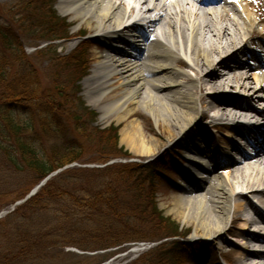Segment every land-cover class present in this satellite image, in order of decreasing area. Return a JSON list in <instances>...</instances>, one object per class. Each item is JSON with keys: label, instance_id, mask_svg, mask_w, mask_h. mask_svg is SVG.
I'll list each match as a JSON object with an SVG mask.
<instances>
[{"label": "bare ground", "instance_id": "obj_1", "mask_svg": "<svg viewBox=\"0 0 264 264\" xmlns=\"http://www.w3.org/2000/svg\"><path fill=\"white\" fill-rule=\"evenodd\" d=\"M159 1L128 0L135 6L129 12L137 11L136 23L114 0H57L61 12L107 41L105 47H95V67L85 82L88 93L95 95L90 105L101 119L125 121L120 142L135 155L153 157L160 147L183 140L190 157L202 164L193 160L190 171L202 168L207 175L192 179L186 171L188 181L173 197L169 213L191 223L193 237L209 241L223 240L231 222L241 220L237 237L244 242L238 243L235 262L264 264V252L245 248L247 239L264 241L249 233V226L256 225V233L264 234V211L234 190L235 185L248 189L264 208V165L257 164L264 156V96L256 93H264V44L257 52L251 51V42L242 45L246 36L262 33L264 26L249 0H235V15L224 11L226 0H191L195 18L188 20L168 12L166 5L159 8ZM155 30L151 38L148 33ZM245 57L246 64L241 62ZM251 60L256 65L249 64ZM185 67L194 71L195 79ZM250 70L255 72V89L245 75ZM261 99L263 105L257 110L251 102ZM142 112L154 118L159 135L148 136ZM203 119L213 128H226L227 134L217 143L201 125ZM191 136L199 141L197 145L191 144ZM239 139L253 150L250 159L239 158L246 157L236 142ZM261 169L262 176L254 179ZM252 248L263 250L264 244Z\"/></svg>", "mask_w": 264, "mask_h": 264}, {"label": "trees", "instance_id": "obj_2", "mask_svg": "<svg viewBox=\"0 0 264 264\" xmlns=\"http://www.w3.org/2000/svg\"><path fill=\"white\" fill-rule=\"evenodd\" d=\"M61 38L63 37L48 36L46 40ZM1 44V165L13 172L26 174V178L36 180L37 185L56 170L80 160L83 149L77 138H85L88 128L82 117L74 115L77 119L74 133L77 136L73 134L72 140L67 135L64 121L59 122V106L55 104L54 98L49 96V103L43 100L38 72L29 62L25 63L27 56L25 57L24 48L11 30L0 28ZM85 50L86 45L78 56L79 60L72 61L70 65L75 68L77 74L79 73L71 79L72 83L79 75L86 73ZM42 54L38 52V55ZM58 88L61 93L64 92L62 86ZM91 114L94 116L93 112ZM91 131L98 137L100 145L105 143L104 140L108 143L111 153L107 157L108 160L119 156L121 151L122 157L129 156L118 147L117 126L94 128ZM51 138L55 139L52 155L46 146ZM156 168H159V165L155 163L144 166L118 163L105 168L76 167L64 170L48 181L36 196L0 220V264H43L40 263L41 259L31 256V253L41 247L48 237L59 235L56 232L71 233L72 236L76 232L78 240L85 243H71L74 240L72 237L71 242L61 247L72 244L88 252L108 250L130 242L182 238L184 234L180 224L171 217H165L154 201L155 186L151 179L154 178ZM146 184L152 187V191L146 190ZM29 189L23 191L16 201L24 198ZM128 193L132 194V204L124 197ZM81 208L89 211V216L91 220H95V224L78 225L76 228L74 225H64L56 230L57 226L52 222L49 225L37 222L49 214L51 220H57L56 215H51L53 210L58 212L60 219L67 221L73 216L71 211L75 213ZM89 216L86 215L84 220H88ZM47 219L49 220L48 216L45 220ZM148 219L154 224L150 231L143 226ZM128 222L133 225H128ZM174 239L165 244L169 247L165 257L163 253L154 254L153 264H162L165 259L170 264H183L187 262L188 256L200 253L203 247L201 243L186 244ZM86 258L93 259L90 256ZM82 263L83 261L75 264ZM136 264H143L142 260Z\"/></svg>", "mask_w": 264, "mask_h": 264}, {"label": "rangeland", "instance_id": "obj_3", "mask_svg": "<svg viewBox=\"0 0 264 264\" xmlns=\"http://www.w3.org/2000/svg\"><path fill=\"white\" fill-rule=\"evenodd\" d=\"M163 3L164 1L160 2L157 6L161 8L162 5H165ZM252 3L251 8L258 11L261 21L260 24L261 26H264V6L256 4L254 0ZM120 6L124 11L123 6ZM166 10L168 12L175 11L173 6H166ZM224 11L235 15L232 11V7L228 6ZM52 15L55 17L52 18ZM130 15L133 14L130 13ZM134 17H138V15L134 14ZM183 18L185 19L187 17ZM192 18L195 17L191 15V19ZM0 28L11 30L18 42L23 46L24 52L26 53L25 57L27 56L25 63L27 64L29 62L36 72H38L43 100L48 102L49 96L54 98L55 104H58L59 106L58 114L61 116L59 117V122L64 121L63 123L67 126V135H69L72 140L74 139L73 134L76 135L74 133V127L77 120L73 116L77 115L82 117V120L85 121L88 128L87 135L85 138L79 136L77 138V142L83 149L81 153L82 156L79 161L70 163V165L77 167L88 166L90 167L89 169H97L93 168V166H104L105 164L110 163L111 159L115 160L117 162L116 164L122 163L133 166H144L155 163L159 165V168H156V171L154 172V178L151 179L154 181L155 186L154 201L157 203L158 208L163 211L165 216L171 217L181 225L184 234L182 238L176 237L175 239H164L161 242L150 243L149 241H143L138 243H124L111 250L103 251V254L90 256V254L82 255L81 253L83 251L74 247L72 244L61 247L65 243L71 242L72 240L70 239L72 237L74 240L71 243L75 241H77L76 243H79L80 241L81 243H85L82 240H78L76 232L73 236L71 233L61 234V232H56L59 235L45 239L44 244L36 250H33L31 256L41 259L40 263L43 264H75L81 261H83L84 264L88 262L91 264H136L140 260H142L143 264H153L155 258L154 254L163 253V256L165 257L167 249H169L165 244L167 241L174 239L180 240L186 244L201 243L203 245L200 253L188 256L187 262H184L183 264H223L221 261L222 258L228 264H237L235 262L237 247L234 245L233 237L238 235V230H240L241 224L243 223L241 220L231 222L223 240L209 241L204 238L193 237L195 227L191 223L184 222L181 218L176 217L174 213H169L173 207V197L179 194L178 191H180L181 185L185 183L184 179L186 178V171L190 170V167L188 166H190L191 162L190 160L185 159L191 155L187 151L190 147L187 148V145L183 140H177L171 143L168 147H160L153 157L147 158L145 156L135 155L126 145L120 142V131L125 124V121L119 123L114 118L101 119L100 113L90 105V101L94 100L93 98L95 95L88 93L89 88L85 87V82L90 77L92 70L95 67V47H105L107 45V41L104 38L98 36L95 32H92V30L80 20L74 19L70 15L61 12V7L58 5L57 0H13L11 2L0 0ZM47 31L49 32L46 33ZM155 32L156 30L153 32L150 31L148 34L155 38ZM48 36H59V38H63L48 41L46 40ZM261 41L264 42V31L262 33H252L251 37L246 36L242 45L244 46L247 45L248 42H251L253 45L250 44V48L252 50L255 48L258 49L257 46L262 43ZM84 45H86V73L79 75L72 83L71 79L79 73L77 74L75 68L70 65L73 63L72 61L79 60L78 56L82 52ZM0 47V49L3 48L2 44ZM38 52H42L43 54L38 55ZM246 58L247 57H245L244 61L241 60V62L246 64ZM16 68L18 70L17 66ZM184 70L187 73L193 72L192 77L194 79L196 78V76H194V71L186 67ZM245 75L250 78V81L253 84H251V86L255 89L254 74L252 71H248V73L246 72ZM58 86L63 87V93L59 91ZM225 92H228L227 88ZM256 93L261 95L259 96L261 98L264 96V93L262 92ZM262 100L263 99L259 102L251 103L254 107L260 108L263 105ZM79 102L82 104H79ZM90 112H93L94 116ZM142 119L149 127V130H147L148 136L155 137L159 135V127L154 118L150 117L145 112H142L141 121ZM201 123V125H204L213 134L212 138L215 139L217 143L222 136L227 134L226 128H216L215 130V128H213L205 119H203ZM225 123L231 124L232 122L227 121ZM109 125H115L118 127V147H121L124 153H128V157H122L121 154L123 152L121 151L118 154L119 156L109 160L107 159V157L111 155L108 143L104 140L105 143L100 145L98 137H96L91 130L94 128L104 129ZM166 139L167 134L165 133L161 136V141L165 142ZM189 139L193 141L191 144L197 145L199 143V141L196 138H192V136L189 137ZM54 140L55 139L51 138V140L47 141L46 145L48 146L51 155ZM243 142L244 141H242L241 144ZM234 157L236 158L235 155ZM262 170L263 169L259 171L254 179L262 176L264 171ZM220 172L221 171H219V173ZM148 179H150V177H148ZM35 186L36 180L33 181L32 179H27L26 174L16 173L3 167L0 160V214L3 212L5 213V215H2L1 219L7 216L6 213L9 212V209L14 205L16 198L23 191L28 188H30V191ZM145 187L147 191H150L152 188L149 184H146ZM176 188L178 189L176 190ZM234 190L236 193H240L243 196L242 198H244L245 202H251L253 203V206L264 210V208L257 203L254 195L248 192V189L235 185ZM131 195V193H128L124 197H126V200L132 204L134 202ZM86 208H81L75 211V213L71 211L73 216L67 221L65 219H60L61 216L58 215V212L53 210L51 215H56V217H58L57 220H51L49 214L47 215L49 220H45L47 216L44 215L43 218L38 219L37 222L40 224L43 222L42 225H49L52 222L53 225L57 226L56 230H59L64 225H74L76 228L78 225L95 224V220H91L92 218L89 216V211ZM245 214L248 217L249 212ZM86 215L89 216L88 220H84ZM127 224L133 225L130 222ZM140 224L142 225V222H140ZM153 225L154 224L149 219L143 223V226L149 228V231L150 229L152 230ZM251 229L257 230L256 225H251ZM89 253L93 254L95 252ZM148 253L150 254L147 255ZM88 256L93 257V259L86 258ZM162 264H170V262L165 259Z\"/></svg>", "mask_w": 264, "mask_h": 264}, {"label": "water", "instance_id": "obj_4", "mask_svg": "<svg viewBox=\"0 0 264 264\" xmlns=\"http://www.w3.org/2000/svg\"><path fill=\"white\" fill-rule=\"evenodd\" d=\"M49 179H50V177H48V178L45 180V182H46L47 180H49ZM45 182H43L39 187L35 188V189L31 192V194H29L24 200L19 201V202L16 204V206L21 205L22 203L26 202L29 198H31L32 196H34V195L37 193L38 189H39L42 185L45 184Z\"/></svg>", "mask_w": 264, "mask_h": 264}]
</instances>
